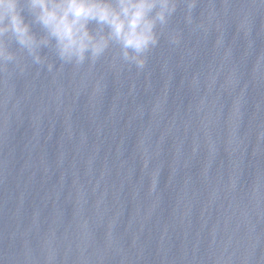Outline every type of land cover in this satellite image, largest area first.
Here are the masks:
<instances>
[{"label":"water","instance_id":"1","mask_svg":"<svg viewBox=\"0 0 264 264\" xmlns=\"http://www.w3.org/2000/svg\"><path fill=\"white\" fill-rule=\"evenodd\" d=\"M186 12L140 70L9 42L0 264H264V0Z\"/></svg>","mask_w":264,"mask_h":264},{"label":"clouds","instance_id":"2","mask_svg":"<svg viewBox=\"0 0 264 264\" xmlns=\"http://www.w3.org/2000/svg\"><path fill=\"white\" fill-rule=\"evenodd\" d=\"M185 3L191 23L196 0ZM177 7L178 0H0V71L10 64L24 70L10 41L48 71L53 62L45 49L54 51L61 66L80 67L95 64L113 47L123 63L143 69ZM179 41L180 34L172 31L170 42Z\"/></svg>","mask_w":264,"mask_h":264}]
</instances>
